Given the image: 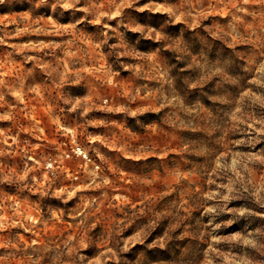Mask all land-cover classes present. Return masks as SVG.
Instances as JSON below:
<instances>
[{
	"label": "rangeland",
	"instance_id": "1",
	"mask_svg": "<svg viewBox=\"0 0 264 264\" xmlns=\"http://www.w3.org/2000/svg\"><path fill=\"white\" fill-rule=\"evenodd\" d=\"M0 264H264V0H0Z\"/></svg>",
	"mask_w": 264,
	"mask_h": 264
}]
</instances>
